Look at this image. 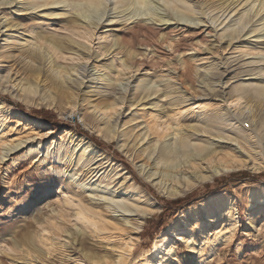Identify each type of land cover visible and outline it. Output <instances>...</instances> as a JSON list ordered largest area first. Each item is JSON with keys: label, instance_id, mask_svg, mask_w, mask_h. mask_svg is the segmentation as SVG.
I'll return each mask as SVG.
<instances>
[{"label": "rangeland", "instance_id": "374dc122", "mask_svg": "<svg viewBox=\"0 0 264 264\" xmlns=\"http://www.w3.org/2000/svg\"><path fill=\"white\" fill-rule=\"evenodd\" d=\"M7 1L14 3L0 6L1 31L17 32L21 41L7 54H0V102L20 112L0 108V264H117L121 255L123 261L119 264H142L146 257H152L149 249L159 235L163 236L164 246L168 242L175 245L166 264H264V194L261 200L256 199L264 183V127L260 123L264 101L235 90L238 82L249 78L264 80V39L259 41L249 33L230 40L219 36L220 31L208 33L206 27L195 26L191 17L185 21L174 19V12L161 9L155 0L129 6L124 12L131 18L114 23L108 21L117 6L111 0L101 20L96 22L92 11H83L80 15L86 18L73 28L66 22L74 13L69 6L63 8L69 13L47 18L40 11L43 7L21 11L17 9L26 5L20 0ZM192 1L222 3L223 7L231 2ZM250 2L235 7L230 17L243 15ZM157 15L170 20L162 24L150 19ZM129 31L133 35L126 39L131 45L118 52V35ZM39 33L62 39L66 46L83 54L54 50L37 38ZM251 45H256L255 51ZM23 50L45 53L49 60L32 61L27 53H21ZM259 59V63L254 62ZM48 61L59 66L57 70L71 68L61 72V80L74 78L85 66L106 81L93 76L98 82L94 91L85 89L84 94L75 96L69 90L57 99L46 84ZM30 66L40 68V76L29 77ZM140 77L147 78L145 86L169 94L137 101L134 88L129 91L128 87H134ZM29 80L36 84L31 93L23 90ZM105 98L117 103L100 108ZM206 119L216 124V133L240 136V140L213 141V145L225 154V162L239 159L243 166H233L182 196L164 195L134 165L145 163L149 170L154 163L140 153L144 141L136 143L137 139L147 132L151 143L158 147L170 137H178L179 130L195 132L190 126ZM105 122L116 123L117 131L127 136L119 133L115 138H106L102 130ZM81 136L108 155L112 163L98 160L95 166L100 168L89 169L58 160L56 151L73 147ZM199 138L217 139L205 132ZM216 158L210 164L197 161L201 170H206L219 164ZM121 167L128 176L119 171ZM175 171L181 175L191 173L188 168L170 173ZM129 177L160 205L157 213L144 219L139 230L135 229L134 215H121L99 200L104 188L91 192L84 185H109L115 189L112 195L116 199ZM58 184L65 189L58 191ZM44 186L52 190L40 195ZM214 195L229 200L231 205L217 220L204 215L195 218L190 208L200 203L210 205L209 198ZM77 200L100 212L105 226L95 232L87 228L84 234H70L75 228L82 232L73 217ZM20 202L29 203L25 211H17ZM190 228H194L193 238L188 243L183 231ZM219 236L222 242L207 259L208 250Z\"/></svg>", "mask_w": 264, "mask_h": 264}, {"label": "bare ground", "instance_id": "6f19581e", "mask_svg": "<svg viewBox=\"0 0 264 264\" xmlns=\"http://www.w3.org/2000/svg\"><path fill=\"white\" fill-rule=\"evenodd\" d=\"M155 1L160 4L161 9L168 12L169 11L174 12L175 15L174 19H178V21L179 20L183 21L184 18L187 19L191 17V19L193 20L192 23L195 26L201 25L202 27H206V29H209L208 33L213 31L217 33L218 31H220L219 36L228 37L230 40L240 39L241 37L247 36V34L249 33L252 34L250 35L251 37L258 39L259 41H262L264 39V13H262L264 11V0H251V2L253 3L249 7V9L244 10L242 13L244 17L243 15H241L235 18H234L235 15L230 17L232 13L235 11L234 8L237 7L238 5L240 6L241 3H242L241 6L242 5L244 6L247 0L245 1L231 0V2H229L225 7L222 6L223 5L222 3L219 5H214L212 3L208 5L207 4L204 5L199 1H192V0H155ZM145 2H147V0H115L117 6H115V8L113 9L112 14L114 15L111 16L108 21L114 23L119 20H126V21L129 20L131 17H127L128 13L124 11L129 9V6L135 5V3L141 5V3H145ZM256 2L257 5H255ZM13 3L14 1L0 0V6L1 5L5 6L8 4L11 5ZM19 3L26 5L24 8L17 9L21 11L23 10L29 11L31 9L43 7L42 9H40V11L41 12L43 11L44 16H46L47 18L48 16L59 18L62 15L69 13L70 11L68 12L65 9H63L65 8V6H69L70 10L72 9L74 13L72 17L70 16L69 19L66 20V22L67 24H69L68 26L70 28H73L74 26H77L78 22L81 21V19L86 18L83 14L80 15V12L83 11H92L95 15L94 20L96 22L101 20L104 17L106 8L111 4V0H20ZM59 4L62 5L59 6ZM230 5L233 6L232 8L229 9ZM55 7L57 8L56 10L53 9ZM227 9H229L228 12H226ZM150 19L160 22L162 24H166L170 20V18H166L165 16L163 17L158 15ZM247 26L249 27L247 28L246 32L242 34ZM0 33H2L1 35L4 36V38L2 39V43L0 42V54H7L11 49L15 48L17 44H20L21 39L19 38L17 32L13 31V32H9V34H4V32H2L0 28ZM131 35H133L132 31H129L128 33L120 32V34L117 37L118 52L122 50L123 47H129L131 45V41L126 39L127 36L130 37ZM37 38H39L43 42H46L54 50L57 51L71 50L73 53H76V51L73 50V48L66 46L65 41L62 39L54 38L53 36L50 38L46 36H41V33L37 35ZM256 48H257L256 45L250 46V49L252 51H255ZM23 51L24 52L21 53L22 54L27 53L26 57H28L32 61L38 62L41 60L42 61L49 60L44 55L45 53L37 52L34 50L33 51L30 50L28 52L27 50H23ZM81 54H83V52L76 53V55H81ZM261 60L262 59H259L254 62L259 63ZM48 63L50 64V66H49V74H48V79L46 80V84L48 85V88L51 89L53 94L57 96L56 97L57 99L61 97L60 95L63 96L69 93V90L72 93V95L75 96H81L82 94H84L83 90L85 89L88 92H92L94 91L93 88H96V85L98 84L97 80H93V78L95 77V73L89 71L85 66H81L79 68L78 74L74 78L64 77L65 79L61 80L60 79L61 72L63 71L64 73H67L68 70L71 68L62 67L60 70H57L59 66L52 63V61H48ZM245 63L247 62H244V64ZM261 70L264 71L263 68ZM27 71L29 73V77H32L33 75L40 76L41 74V69L35 66H30ZM0 77L2 78L1 75ZM85 78H89V79L86 80ZM95 78L100 80L101 82L106 81L105 77L102 76H97ZM40 79L42 80V75ZM146 79H147L146 77H140V79L137 80L138 82L136 83V85H134V87H131L130 85H129L130 87H128L129 91H131V89L134 88L133 92L134 95H137V101H141L143 99L145 100L147 97L152 95H156L155 99H159L161 97H167V93L169 94V92L155 89L152 86L149 87L145 86L144 81H146ZM23 90L29 93L34 92L36 90V84H34L29 80L28 85L25 86ZM235 90L241 91L242 94L255 97L259 101H264V80L261 78H249L245 82L244 81L238 82ZM191 98H195V97H191ZM142 102L141 104H143ZM116 103L117 101L109 103L107 101V98H105L103 102L100 103L101 105L99 104L98 106H100V108L107 109L112 104H116ZM0 108L15 113L20 112L17 109L7 106L3 102H0ZM260 123L261 126L264 127V113L260 116ZM190 127L195 132L186 133L179 130L178 137L176 136L174 138L170 137L169 139L166 140V142H164L158 147L156 146V143L154 144L151 143V140H149L148 138L149 134L147 132H144L141 136H139V139L136 138L137 139L136 143H138L139 141L141 142L144 141L143 145L140 147L141 148L140 153L143 155L145 154V156L148 159L152 158V161H154V163H153V167L150 168L149 170L148 169L146 170V167L148 165L145 163L139 164L135 162L134 165L136 169L139 171V173H141L144 176V178L148 180V182L150 181L152 186H155L158 189H160V192L163 193L164 195H168L170 197L182 196L185 192L195 188L196 186L204 182L211 181L216 176L224 172H227L228 170H231L233 166L234 167L243 166V161L239 159L232 158L231 160H229V162H225L224 161L225 154L221 155L222 151L217 150L216 147L213 145L214 144L213 141L231 142L237 139L240 140L239 135L232 134L233 136H231L230 133L224 135L223 133L225 132L216 133L217 126L211 119L203 120L202 122H200V124H193ZM102 130L106 133L105 135L106 138H115L116 136L119 135V133H121L117 131L116 123L105 122L104 126L102 127ZM202 132H205L211 135V137L217 139L203 141L202 139L199 138V134H201ZM121 134L127 136L125 132ZM49 147H47L48 148L47 151L49 150ZM11 150L12 149L8 151ZM55 155L57 159L60 161L70 162L76 165H82L89 169L92 168L94 169L96 167H99V166H95L98 160L105 159L106 162L107 161L111 162V159L110 157H108V155H106L101 149L93 145L88 139L82 136L79 137L78 143L76 145L70 148L57 150ZM215 157H217L215 162H219V164L214 165V167L212 168L201 170L200 163L197 161V159L205 160L206 162H208V164H210L211 159ZM116 165L120 167L118 162H116ZM181 168L191 169V173L188 175H181L176 171L175 173L174 172L170 173V171L173 169L178 170ZM120 170L126 176H128V173L124 168L121 167L119 171ZM127 181L130 183L128 184ZM127 181L123 182L124 188L121 191L122 193H120V195L116 199L112 195L115 189L112 190L109 185H105V184L102 185L101 182L96 183L94 185H92V183L91 184L85 183L84 185H86L87 190L91 192H94L97 189L104 188L105 192H103V195L102 194L99 195L98 197L99 200H104L103 204H105L108 208H111L112 211L114 212H120L121 215H129V214L134 215L135 216L134 220L136 222L135 229L139 230L141 225L143 224L144 219L147 216L157 213L160 210V205L157 203L154 197H152L149 194V192H147L139 184L132 182L130 177L128 178ZM167 181H170V183H167ZM171 182L174 183L175 185L174 186L170 185ZM56 189L58 191H62L65 189V187L58 184L56 186ZM50 190L52 189L49 186H44L39 194L40 195L44 194ZM104 194L107 196H105ZM260 194L261 196L256 197V199L258 198L259 200L262 199L264 194V183L261 184L260 186L259 195ZM209 199H210L209 200L210 205H204V203H200L197 205H193L190 208L189 211L193 213V216L195 218L199 215H204L207 218H213V220H217L220 216V213L225 209H228V207L231 205L229 203V200L222 199L218 195L211 196ZM28 206H29L28 202H20L16 209L17 211H25L28 208ZM75 206L76 207L73 212V217L74 220L76 221L75 224L82 229V232L81 230H78V228H75L73 230H70V234L73 235L84 234L83 230L87 228L95 232L97 228H101L105 226V224L100 219L99 216L100 212L93 209L92 207L86 206L85 203H83L81 200H77ZM127 222L130 221L128 220ZM180 229L181 226L179 230ZM193 230L194 228L192 229L190 228L186 231H183L185 233L183 235H185L188 243L193 238V232H192ZM162 237H163L162 235H159L153 241V244L149 249L150 255L152 257H146L145 262L142 264H166L167 260L173 255L175 250L174 242L173 243L168 242V245L164 246ZM221 242H222V237L220 236L214 239L210 249L206 254L207 259L212 256L215 247L219 245ZM163 250L165 252L164 255L155 259L156 255L162 252ZM151 260L152 261L155 260V263H152ZM122 261H123V256L121 255L117 259V264H119Z\"/></svg>", "mask_w": 264, "mask_h": 264}, {"label": "trees", "instance_id": "16d2710c", "mask_svg": "<svg viewBox=\"0 0 264 264\" xmlns=\"http://www.w3.org/2000/svg\"><path fill=\"white\" fill-rule=\"evenodd\" d=\"M104 146V145H103ZM138 183H140L141 185H143V186H145L142 182H140V181H138ZM147 187V186H146ZM147 189H148V187H147Z\"/></svg>", "mask_w": 264, "mask_h": 264}]
</instances>
